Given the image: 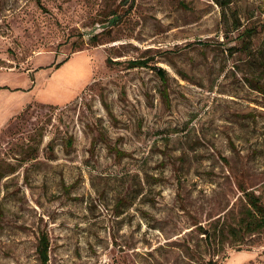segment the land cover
Returning <instances> with one entry per match:
<instances>
[{
    "label": "rangeland",
    "instance_id": "obj_1",
    "mask_svg": "<svg viewBox=\"0 0 264 264\" xmlns=\"http://www.w3.org/2000/svg\"><path fill=\"white\" fill-rule=\"evenodd\" d=\"M245 193L264 0H0V264H264Z\"/></svg>",
    "mask_w": 264,
    "mask_h": 264
},
{
    "label": "trees",
    "instance_id": "obj_2",
    "mask_svg": "<svg viewBox=\"0 0 264 264\" xmlns=\"http://www.w3.org/2000/svg\"><path fill=\"white\" fill-rule=\"evenodd\" d=\"M245 197L248 199L251 208L246 216V219L240 223L239 230H246V232L259 231L264 227V206L261 205L259 198H256L250 193H245ZM48 251L49 239L47 235L42 234L39 238L37 246V254L41 264H48Z\"/></svg>",
    "mask_w": 264,
    "mask_h": 264
}]
</instances>
